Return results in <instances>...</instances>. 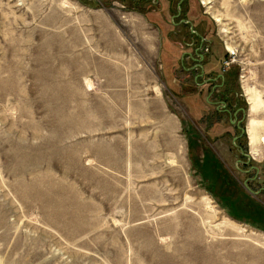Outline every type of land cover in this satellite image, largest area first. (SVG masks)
<instances>
[{
	"label": "rangeland",
	"instance_id": "374dc122",
	"mask_svg": "<svg viewBox=\"0 0 264 264\" xmlns=\"http://www.w3.org/2000/svg\"><path fill=\"white\" fill-rule=\"evenodd\" d=\"M160 1L0 0V264H264V0Z\"/></svg>",
	"mask_w": 264,
	"mask_h": 264
},
{
	"label": "flooded vegetation",
	"instance_id": "af4514ba",
	"mask_svg": "<svg viewBox=\"0 0 264 264\" xmlns=\"http://www.w3.org/2000/svg\"><path fill=\"white\" fill-rule=\"evenodd\" d=\"M138 4H141L142 2H150L152 6H154L156 9L159 8V6L161 5V1L160 0H135ZM180 3H178L179 5L183 3V0H180L179 1ZM176 19L178 20V23L179 25H181V27H188L189 25V20H185L183 18H181V11L180 13H177L175 15ZM174 22V21H173ZM171 20H170V24H172L173 26L177 25L176 23H173ZM191 31V32H190ZM194 30H189V33L191 35L189 36H193V37H196V35L194 34L193 32ZM193 32V33H192ZM191 46V43L189 44H186V47H190ZM199 48V49H198ZM195 50V56L197 57V61H200L198 62V64H196L199 68H200V75L199 76H203L204 75V70L202 69V63H203V60H204V55L206 56L207 54V50H205V52L203 54H200L202 51V48L201 46L199 47V44L197 47L194 48ZM196 50H198L196 52ZM185 53L187 52H184L181 56H183ZM223 78L221 75H217L216 78ZM205 84H208V85H211L212 86V90H210V93H212V95H215V91H217V101H216V104L217 107H221V109L217 108V111L218 112H222L224 114H227L229 116H231V118L233 120L230 121V123L233 125V127H235L236 130H239V132L241 133V120H238L236 119V116L238 114H241V116H243V113H244V110L241 108V107H238V108H235L234 109V100L232 99V96L231 98H227L225 96V93H223L222 89H223V85H224V82L222 81V83H220L219 85H216V81L215 79H210V78H206V80L204 81ZM239 138V135L235 137L236 141L238 140ZM242 156H246L245 154H242ZM264 190V189H263Z\"/></svg>",
	"mask_w": 264,
	"mask_h": 264
},
{
	"label": "trees",
	"instance_id": "16d2710c",
	"mask_svg": "<svg viewBox=\"0 0 264 264\" xmlns=\"http://www.w3.org/2000/svg\"><path fill=\"white\" fill-rule=\"evenodd\" d=\"M183 2L186 5V0H184ZM165 7L168 8V6H166V5H165ZM145 16L152 24H154V25H156L158 27V30L160 31L161 36H163L162 40H161L162 43H161V48H160V58H162L161 61H165V60H167L168 55L172 53V48L171 47L173 46V45H171V42L168 41L169 38L167 37V34H166V31H168L167 30L168 28H167V26H165V24L161 23L160 18H158L159 15H157L155 17V16H152L151 14H146ZM181 18H183L185 20H189L188 16L186 18V15L183 13V11H181ZM224 56L225 55H223L222 58H225ZM213 59H215V61L218 60V58H215V57ZM217 62L220 64V59ZM206 66H208V65L203 60L202 69L204 70V75L207 73V75L209 76V74L212 73V72H210V71L209 72H205V71H207V69H205ZM225 79H226V77H223V82H224V85H223L224 87L222 89L223 93L226 92V87H227ZM208 86H211V85H208Z\"/></svg>",
	"mask_w": 264,
	"mask_h": 264
},
{
	"label": "bare ground",
	"instance_id": "6f19581e",
	"mask_svg": "<svg viewBox=\"0 0 264 264\" xmlns=\"http://www.w3.org/2000/svg\"><path fill=\"white\" fill-rule=\"evenodd\" d=\"M206 2V1H205ZM208 3V2H207ZM218 18V17H217ZM217 22H220V19L218 18L217 19ZM222 24V23H221ZM228 33V32H227ZM147 44L149 46H151L153 44V40L152 39H149L147 41ZM230 48V47H229ZM251 106H250V111L252 113H255L258 109V107L260 106V101L258 99H255L253 98L251 101ZM252 126H253V123H252ZM254 128V127H253ZM251 129V128H250ZM254 130V129H253ZM250 132V131H249ZM250 143H251V146L256 148L258 147V144H259V136H258V133L256 132H250ZM211 210H213V208H210Z\"/></svg>",
	"mask_w": 264,
	"mask_h": 264
},
{
	"label": "crops",
	"instance_id": "0c3cea01",
	"mask_svg": "<svg viewBox=\"0 0 264 264\" xmlns=\"http://www.w3.org/2000/svg\"><path fill=\"white\" fill-rule=\"evenodd\" d=\"M134 20V19H133ZM138 20V19H137ZM139 21V20H138ZM136 25V24H135ZM137 26V25H136ZM136 28H138L139 30H141L139 27H136ZM155 37V36H154ZM155 48H156V45H155ZM155 51V50H154ZM148 57V56H147ZM149 58V57H148Z\"/></svg>",
	"mask_w": 264,
	"mask_h": 264
},
{
	"label": "water",
	"instance_id": "95a60500",
	"mask_svg": "<svg viewBox=\"0 0 264 264\" xmlns=\"http://www.w3.org/2000/svg\"><path fill=\"white\" fill-rule=\"evenodd\" d=\"M180 3V2H179ZM192 30V29H191ZM241 132L243 133V132H245V129H241ZM235 140V139H234Z\"/></svg>",
	"mask_w": 264,
	"mask_h": 264
}]
</instances>
